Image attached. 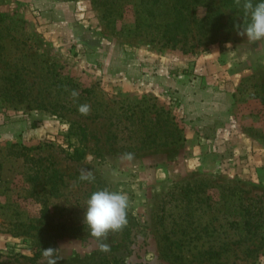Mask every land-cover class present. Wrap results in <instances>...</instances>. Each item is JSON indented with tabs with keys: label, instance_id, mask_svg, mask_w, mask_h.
I'll return each instance as SVG.
<instances>
[{
	"label": "rangeland",
	"instance_id": "rangeland-1",
	"mask_svg": "<svg viewBox=\"0 0 264 264\" xmlns=\"http://www.w3.org/2000/svg\"><path fill=\"white\" fill-rule=\"evenodd\" d=\"M116 7L0 0V83L19 69L44 97L0 96V264H264V41L234 31L193 51L162 47L128 34L134 12ZM55 80L85 98L70 92L64 107L46 88ZM167 110L185 139L148 147ZM103 189L129 208L123 230L98 241L84 217ZM32 237L52 239L54 255L36 256Z\"/></svg>",
	"mask_w": 264,
	"mask_h": 264
},
{
	"label": "trees",
	"instance_id": "trees-1",
	"mask_svg": "<svg viewBox=\"0 0 264 264\" xmlns=\"http://www.w3.org/2000/svg\"><path fill=\"white\" fill-rule=\"evenodd\" d=\"M118 7L111 11V14L124 17L125 12L132 9L134 12L133 27H128V34L147 39L150 42L160 43L162 47L173 49L181 48L184 50H195L198 47H208L216 43L221 38L232 32H238L237 28H243L249 22L250 17L246 16L242 7L244 0L238 6L235 0H112ZM253 4L261 0H252ZM112 3V2H110ZM110 5L113 4H109ZM117 18H114L116 21ZM237 26V27H236ZM34 82L21 77L19 69L10 72L6 80L0 83V96L7 102H29L34 104L37 100L44 97L34 95L30 87ZM255 85H258L256 82ZM55 86V87H53ZM259 86V85H258ZM261 86V85H260ZM53 87L52 93L57 92V97L64 104L68 101L67 95L71 92L66 91V85L61 80H55L46 88ZM263 88V85L261 86ZM87 89L79 92V101H82ZM258 97L264 103V89ZM62 113L58 109L54 110ZM156 122L159 119L156 118ZM163 129L161 134L160 129ZM148 139L144 141L148 147L155 145L169 146L184 140L182 135L183 128L177 118L170 110L166 111L163 123L158 126L148 127ZM69 135L81 136V141L87 138L86 129L82 125L73 124L69 130ZM163 137L157 142V138ZM80 145H75L74 154L82 155ZM28 158V157H27ZM50 179L45 180V182ZM47 208V207H46ZM41 225H43L41 223ZM27 232V231H24ZM32 248L36 256L43 252V249L54 248L53 241L49 237H32Z\"/></svg>",
	"mask_w": 264,
	"mask_h": 264
},
{
	"label": "clouds",
	"instance_id": "clouds-1",
	"mask_svg": "<svg viewBox=\"0 0 264 264\" xmlns=\"http://www.w3.org/2000/svg\"><path fill=\"white\" fill-rule=\"evenodd\" d=\"M236 5L241 4V0H235ZM246 16L250 17L249 22L243 28L238 29V35L251 42L264 41V0L253 4L252 0H244L242 5ZM237 27V26H236ZM226 47H231L227 44ZM67 91V88H65ZM73 99L79 97V92L75 89L70 93ZM81 115L87 116L91 112V106L81 104L78 106ZM125 158L131 159L132 154H125ZM80 180H94L95 177L90 171L81 172ZM129 208V198L127 194L119 191H110L108 189L97 190L93 192L87 200L84 222L87 224L90 235L96 240H106L109 232H119L127 225V210ZM100 251L107 252L110 246L106 243L99 244ZM54 248L43 249L46 257H52L55 253ZM49 264H57L56 260L50 259Z\"/></svg>",
	"mask_w": 264,
	"mask_h": 264
}]
</instances>
